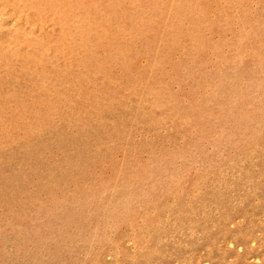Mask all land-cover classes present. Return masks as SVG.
I'll return each instance as SVG.
<instances>
[{
	"label": "rangeland",
	"instance_id": "rangeland-1",
	"mask_svg": "<svg viewBox=\"0 0 264 264\" xmlns=\"http://www.w3.org/2000/svg\"><path fill=\"white\" fill-rule=\"evenodd\" d=\"M35 1L0 0V264H264V0Z\"/></svg>",
	"mask_w": 264,
	"mask_h": 264
},
{
	"label": "bare ground",
	"instance_id": "bare-ground-1",
	"mask_svg": "<svg viewBox=\"0 0 264 264\" xmlns=\"http://www.w3.org/2000/svg\"><path fill=\"white\" fill-rule=\"evenodd\" d=\"M36 1H37V0H36ZM36 1H35V2H36ZM52 1H55V0H52ZM56 1H57V0H56ZM56 1H55V2H56ZM64 1H65V0H64ZM71 1H72V0H71ZM82 1H83V0H82ZM90 1H91V0H90ZM95 1H96V0H95ZM167 1H170V0H167ZM167 1H165V2H167ZM41 2H42V1H41ZM44 2H45V0H44ZM44 2H43V4H44ZM47 2H48V0H47ZM88 2H89V0H88ZM88 2H87V4H88ZM171 2H172V1H170V3H171ZM37 3H38V1H37ZM39 3H40V1H39ZM45 3H46V2H45ZM52 3H53V2H52ZM74 3H77L76 0L74 1ZM74 3H73V5H74ZM96 3H97V2H96ZM135 3H136V2H135ZM137 3H138V1H137ZM137 3H136V5H137ZM139 3H140V2H139ZM139 3H138V4H139ZM48 4H49V7H52V9H53V5L56 4V3H53V5H52L50 2H48ZM69 4H70V3H69ZM78 4H82V3H78ZM84 4H85V3H84ZM166 4H167V3H166ZM71 5H72V3H71ZM75 5L77 6V4H75ZM89 5H90V4H89ZM89 5H88V6H89ZM173 5H174V4H173ZM69 6H70V5H69ZM76 6H75V7H76ZM79 6L81 7V5H79ZM79 6H78V7H79ZM82 6H84V5L82 4ZM137 6H138V5H137ZM168 6H169V5H168ZM171 6H172V5H171ZM42 7H43V6H42ZM46 7H47V6H46ZM54 7H59V6H57V4H56V6L54 5ZM86 7H87V5H86ZM91 7H92V5H91ZM91 7H90V8H91ZM164 7H165V9H166V6H164ZM172 7H173V6H172ZM88 8H89V7H88ZM169 8H170V7H169ZM59 9H61V8H59ZM64 9H65V8H64ZM64 9H63V10H64ZM77 9H78V8H77ZM80 9L82 10V8H80ZM80 9H79L78 11H80ZM83 9H85V8H83ZM167 9H168V8H167ZM45 10H46V9H45ZM48 10H49V8H48ZM48 10H47V11H48ZM53 10H54V9H53ZM65 10H66V9H65ZM65 10H64L63 13H65ZM158 10H159V8H158ZM169 10H170V9H169ZM169 10H168V11H169ZM40 11H41V10H40ZM50 11H51V10H50ZM55 11H56V10H54V12H55ZM57 11H59V10H57ZM75 11H76V10H75ZM75 11H74V12H75ZM88 11H89V10H88ZM151 11H152V10H151ZM52 12H53V11H52ZM54 12H53V14L56 15V12H55V13H54ZM66 12H67V11H66ZM68 12H70V11H68ZM76 12H77V11H76ZM76 12H75L74 14H76ZM80 12H81V11H80ZM90 12H92V11L90 10ZM37 13H38V12H37ZM44 13H45V12H44ZM44 13H42V14H44ZM59 13H61V12H58V14H59ZM88 13H89V12H88ZM144 13H145V12H144ZM146 13H147V12H146ZM191 13H192V11L190 12V14H191ZM51 14H52V13H51ZM51 14H50V15H51ZM91 14H92V13H91ZM135 14L137 15V12H136ZM23 15H24V14H23ZM25 15H27V14H25ZM25 15H24L22 18H24ZM60 15H61V14H60ZM71 15H73V14H71ZM71 15H70V16H71ZM142 15H143V14H142ZM192 15H193V14H192ZM53 16H54V15H53ZM58 16H59V15H58ZM74 16H75V15H74ZM93 16H94V15H93ZM128 16H129V15H128ZM128 16H126V17H128ZM130 16H131V15H130ZM130 16H129L128 18H129V20L132 18V21H131V22L133 23V17L130 18ZM133 16H134V14H133ZM39 17H40V16H39ZM50 17H51V16H50ZM68 17H69V16H68ZM72 17H73V16H72ZM72 17H70V18H72ZM89 17H90V14H89ZM158 17H160V16H158ZM26 18H28V17H26ZM26 18H25V19H26ZM30 18H31V17H30ZM48 18H49V17H48ZM54 18H55V17H54ZM54 18H53V19H54ZM61 18H62V17H61ZM63 18H65V16H64ZM70 18H69V19H70ZM90 18H92V17H90ZM90 18L86 17V19H87V20H85L86 22H85L84 20H83V21L87 24V23H89V21H90L89 19H90ZM123 18L125 19V16H123ZM139 18H141V17H139ZM164 18H165V17H164ZM57 19H58V18H56V20H57ZM59 19H60V17H59ZM61 20H63V19H61ZM80 20H81V19H80ZM88 20H89V21H88ZM139 20H140V21H143L144 19H142V20L139 19ZM139 20H138V21H139ZM151 20H152V19H151ZM164 20H165V19H164ZM52 21H53V20H52ZM52 21H51V24H52ZM66 21H67V20H66ZM78 21H79V19H78ZM81 21H82V20H81ZM83 21H82V22H83ZM87 21H88V22H87ZM92 21H93V20H92ZM127 21H128V20H127ZM140 21H139V22H140ZM152 21H153V20H152ZM26 22H27V21H26ZM84 22H83V24H85ZM131 22H130V23H131ZM148 22H149V21H148ZM153 22H154V21H153ZM159 22H161V21H159ZM164 22H165V21H164ZM166 22H167V20H166ZM166 22H165V24H166ZM29 23H30V22H29ZM59 23H61L60 20H59ZM63 23H64V22H63ZM63 23H62V24H63ZM76 23H77V22H76ZM90 23H91V22H90ZM143 23H146V22L143 21ZM150 23H151V22H150ZM21 24L23 25V23H21ZM65 24L67 25L68 23L65 22ZM92 24H93V23H92ZM134 24H135V23H134ZM134 24H133V25H134ZM137 24H138V22H137ZM140 24H141V22H140ZM140 24H139V25H140ZM152 24H153V23H152ZM56 25H57V24H56ZM66 25H65V28H67ZM76 25H77V24H76ZM78 25H79V24H78ZM80 25H81V24H80ZM87 25H89V24H87ZM87 25H86V26H87ZM94 25L96 26V24H94ZM148 25H150V24H148ZM167 25H168V24H167ZM35 26H36V24H35ZM67 26H70V25H67ZM131 26H132V24L130 25V29H131ZM137 26H138V25H137ZM141 26H143V25H141ZM150 26H151V25H150ZM164 26H165V25H164ZM39 27H42V24H41V26H39ZM43 27H44V26H43ZM59 27H60V24H59ZM77 27H79V26H76V28H77ZM87 27H88V26H87ZM90 27H91V26H90ZM90 27H88L89 30L91 29ZM125 27H126V26H125ZM127 27H128V26H127ZM135 27H136V25L133 26L132 29H134ZM154 27H156V26H154ZM61 28H62V27H60V32L62 33ZM63 28H64V24H63ZM63 28H62V30H63ZM65 28H64V29H65ZM69 28H70V27H69ZM85 28H86V27H85ZM88 28H87V31H88ZM142 28H143V27H142ZM142 28H140V29H142ZM156 28H157V27H156ZM164 28H165V27H164ZM168 28H169V27H168ZM79 29H81V28H79ZM130 29H129V30H130ZM132 29H131L130 31H132ZM41 30H42V28H41ZM41 30H40V31H41ZM84 30H85V29H83V31H82L83 33H84ZM92 30H93V29H92ZM92 30H91V31H92ZM137 30H138V29H137ZM137 30L135 31V29H134V32L136 33ZM144 30H145V32H146V29H144ZM169 30H170V29H169ZM169 30H168V31H169ZM175 30H176V29H175ZM63 31H64V30H63ZM67 31H68V30H67ZM91 31H89V32L92 33L93 31H92V32H91ZM130 31H129V32H130ZM164 31H165V30H164ZM41 32H42V31H41ZM65 32H66V30H65ZM124 32H125V31H124ZM124 32H123V33H124ZM134 32H133V33H134ZM139 32H141V30H140ZM145 32H143V34H144ZM63 33H64V32H63ZM90 33H89V34H90ZM93 33H94V32H93ZM93 33H92V34H93ZM125 33H126V32H125ZM127 33H128V32H127ZM133 33H130V35H133ZM141 33H142V32H141ZM64 34H66V33H64ZM85 34H86V33H85ZM87 34H88V33H87ZM87 34H86L85 36H87ZM128 34H129V33H128ZM128 34H125V35H127L126 38H129V39H130V37H128ZM182 34H183V33H182ZM55 35H56V33H55ZM93 35L96 36V34H93ZM123 35H124V34H123ZM125 35H124V36H125ZM134 35H135V34H134ZM170 35H171V34H169L168 36H170ZM56 36H57V35H56ZM80 36H81L80 39H82V35H81V33H80ZM83 36H84V35H83ZM85 36H84L83 39H85ZM137 36H139V34H138ZM141 36H142V35H141ZM183 36H184V35H183ZM88 37H89V35H88ZM88 37H87V39H89ZM90 37H91V36H90ZM139 37H140V36H139ZM172 37H173V36H171V38H172ZM57 38H58V37H57ZM91 38H92V37H91ZM93 38H94V36H93ZM135 38H136V37H135ZM176 38H177V37H176ZM180 38H181V37H180ZM180 38H179V40H180ZM80 39H79V40H80ZM177 39H178V38H177ZM181 39H182V38H181ZM183 39H184V38H183ZM79 40H78V42H76V44H78V43L81 44V41L79 42ZM94 40H95V39H94ZM94 40H93V41H94ZM142 40H143V39H142ZM157 40H158V39H157ZM45 41H46V40H45ZM70 41L72 42V40H70ZM83 41H85V40H83ZM87 41H88V40H87ZM128 41H129V40H128ZM139 41H140V40H139ZM168 41H169V40H168ZM180 41H182V40H180ZM84 43H85V42H84ZM84 43H82V44H84ZM87 43H88V42H87ZM89 43H91V42H89ZM127 43H128V42H127ZM137 43H138V42H137ZM146 43H147V42H146ZM152 43H153V42H152ZM176 43H177V42H176ZM46 44H48V43L46 42ZM50 44H51V43H50ZM50 44H49V45H50ZM150 44H151V43H150ZM172 44H174V46H175V42H174V43L172 42ZM178 44H179V43H178ZM178 44H177V45H178ZM181 44H182V43H181ZM181 44H180V45H181ZM68 45H73V44H68ZM89 45H90V44H89ZM132 45H133V44H132ZM177 45H176L175 47H177ZM180 45H178V46H180ZM44 46H45V45H44ZM86 46H88V45H86ZM90 46H91V45H90ZM93 46H94V45H93ZM138 46H140V45H138ZM141 46H142V45H141ZM141 46H140V49H142V48L144 47V45H143V47H141ZM47 47H48V46H47ZM81 47H83V48H84L83 50H85V45H83V46H81ZM81 47H79L78 50H80ZM126 47H127V45H126ZM126 47H125V48H126ZM88 48H89V46L87 47V49H88ZM87 49H86V50H87ZM89 49H90V48H89ZM89 49H88V50H89ZM123 49H124V47H123ZM128 49H129V48H128ZM148 49H149V48H148ZM154 49H155V48H154ZM83 50H82V51H83ZM124 50H126V49H124ZM144 50H145V49H144ZM90 51H91V50H90ZM90 51H89V53H87V54L90 55V54H91ZM150 51H152V50H150ZM45 52H46V51H45V49H44V54H45ZM75 52H76V51H75ZM75 52H74V54H75ZM87 52H88V51H87ZM140 52H141V51H140ZM144 52H145V51H144ZM68 53H71L70 50H69ZM82 53H83V52H82ZM141 53H142V52H141ZM152 53H153V52H152ZM78 54L81 55V51H80ZM87 54H86L85 56H87ZM144 54H145V53H144ZM153 54H154V53H153ZM69 55H70V54H69ZM45 56L48 57L47 54H46ZM81 56H83V54H82ZM43 57H44V55H43ZM49 57H50V56H49ZM49 57H48V58H49ZM81 58H82V57H81ZM123 58H124V57H123ZM43 61H44V60H43ZM47 61H48V59H47ZM47 61H46V62H47ZM68 61H69V60H68ZM69 62H71V61H69ZM67 63H68V62H67ZM68 64H69V63H68ZM68 66H69V65H68Z\"/></svg>",
	"mask_w": 264,
	"mask_h": 264
}]
</instances>
